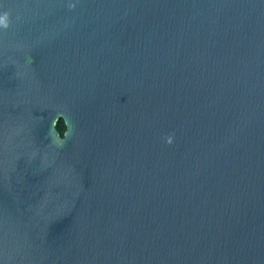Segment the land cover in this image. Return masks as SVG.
<instances>
[{
  "label": "water",
  "instance_id": "95a60500",
  "mask_svg": "<svg viewBox=\"0 0 264 264\" xmlns=\"http://www.w3.org/2000/svg\"><path fill=\"white\" fill-rule=\"evenodd\" d=\"M4 13L0 264H264V0Z\"/></svg>",
  "mask_w": 264,
  "mask_h": 264
},
{
  "label": "clouds",
  "instance_id": "9594fccd",
  "mask_svg": "<svg viewBox=\"0 0 264 264\" xmlns=\"http://www.w3.org/2000/svg\"><path fill=\"white\" fill-rule=\"evenodd\" d=\"M0 26L7 28L8 27V13H4L3 16H0ZM168 143H172V138H168Z\"/></svg>",
  "mask_w": 264,
  "mask_h": 264
},
{
  "label": "trees",
  "instance_id": "16d2710c",
  "mask_svg": "<svg viewBox=\"0 0 264 264\" xmlns=\"http://www.w3.org/2000/svg\"><path fill=\"white\" fill-rule=\"evenodd\" d=\"M56 129L58 130L60 136H63L65 130H66V124L63 121V119H59L56 123Z\"/></svg>",
  "mask_w": 264,
  "mask_h": 264
}]
</instances>
